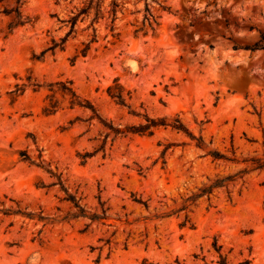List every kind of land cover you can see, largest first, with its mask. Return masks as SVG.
Returning a JSON list of instances; mask_svg holds the SVG:
<instances>
[{
  "label": "rangeland",
  "instance_id": "374dc122",
  "mask_svg": "<svg viewBox=\"0 0 264 264\" xmlns=\"http://www.w3.org/2000/svg\"><path fill=\"white\" fill-rule=\"evenodd\" d=\"M263 36L264 0H0V264H264Z\"/></svg>",
  "mask_w": 264,
  "mask_h": 264
},
{
  "label": "trees",
  "instance_id": "16d2710c",
  "mask_svg": "<svg viewBox=\"0 0 264 264\" xmlns=\"http://www.w3.org/2000/svg\"><path fill=\"white\" fill-rule=\"evenodd\" d=\"M19 1V0H18ZM91 4V3H90ZM114 7H117V4L114 2L113 3ZM90 8L86 7L83 8L78 14L74 15L68 22L71 24V31L69 32V34L71 32H73L78 19L80 18L81 15L86 14L88 12ZM113 12H115V10H112ZM6 13H11V12H15V17L12 21V23L9 25L10 28L15 27V26H20V25H24L26 22H29L28 18L23 19L22 14L19 12L18 9H12L11 11L9 10H5ZM115 15V13H114ZM97 18V17H96ZM264 39V36H263ZM66 38H63L61 40V42H55L53 41L52 45L44 50L40 56H43L46 52L48 51H54L57 48H60L61 50H63V44L65 42ZM95 40V35H94V39ZM92 41V42H93ZM257 47H263L261 44H257ZM264 48V47H263ZM90 49V44H86L84 46V48L81 49L80 54L85 56L87 55V53L89 52ZM63 91H68L70 92V94L72 95V104H78L82 107H85L87 109H90L93 113L94 116H96V112L93 108V106L91 105L90 102L88 101H83L80 102L77 100V96L75 95V93L70 89L67 88L65 85L62 86ZM18 91H23L21 88H18ZM108 93L111 96V98L115 99L116 102L120 105H124L125 104V98L123 95V90L120 86L115 85V86H111L108 88ZM56 107V104L54 102H50V109H47V111L49 113H53L54 112V108ZM103 123V122H102ZM112 133L114 134H123V133H131V134H138V135H152L154 133V130L160 127H166L169 124L167 123L166 120L164 119H147V122L145 124H141L138 126H130V127H126L125 129H119V128H114L112 125L106 124L105 122L103 123ZM172 127L174 129L180 130V131H184L186 133H189L188 130L185 128V126L181 123V121L179 119H176L175 122L172 124ZM211 155L213 156L214 159H223L225 158L224 155L220 154L219 152H212ZM20 156L22 157V159L24 161H30L31 162V158L28 154L27 151H22L20 153ZM80 158L82 160H84L83 162H85V160L91 156H93V153H83L79 155ZM254 169L257 170H263L264 169V158L263 159H257L254 161ZM234 178V176H229L227 178L224 179H219L217 181H215L213 184L204 187L201 190V194H210L212 192V190L216 187H220V186H224L228 181H232ZM68 200L71 201L75 207L77 208V213H76V217L79 216H83V217H89L92 221H100V220H105L106 219V211L103 210L102 215H98V214H92L87 216L86 212L84 211V209L79 205V203L77 202V200L75 199L74 196L69 195L68 196ZM137 202H140V200H135ZM216 245V244H215ZM244 264H249L248 261H246Z\"/></svg>",
  "mask_w": 264,
  "mask_h": 264
}]
</instances>
